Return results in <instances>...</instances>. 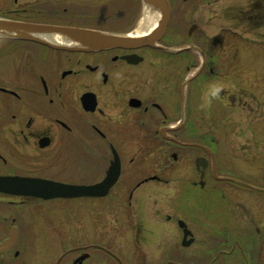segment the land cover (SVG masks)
Here are the masks:
<instances>
[{
    "label": "flooded vegetation",
    "instance_id": "flooded-vegetation-1",
    "mask_svg": "<svg viewBox=\"0 0 264 264\" xmlns=\"http://www.w3.org/2000/svg\"><path fill=\"white\" fill-rule=\"evenodd\" d=\"M185 1L171 0V23L195 25L179 53L161 48L179 44L171 24L157 48L67 51L0 38V244L14 236L0 264H58L71 249L59 264L85 255L80 264H120L78 252L77 209L61 202L71 199L32 194L36 180L99 183L116 153L121 173L105 196L116 200L104 210L129 218L151 188L161 215L151 231L133 223L139 248L124 264H264V0H215L213 35L196 19L210 0ZM142 9L140 0H0V17L120 34ZM226 108L250 113L242 127L230 122L241 150L260 145L252 159L232 164L218 145Z\"/></svg>",
    "mask_w": 264,
    "mask_h": 264
},
{
    "label": "rangeland",
    "instance_id": "rangeland-1",
    "mask_svg": "<svg viewBox=\"0 0 264 264\" xmlns=\"http://www.w3.org/2000/svg\"><path fill=\"white\" fill-rule=\"evenodd\" d=\"M215 0H210L211 4V10L207 11L208 5H205V11H202V9L199 11V13L196 15V19L199 21L200 29L205 30L208 29L210 34H215L219 30V27L222 25L221 20L219 19L220 15V8H217V6H214ZM178 3H186L184 0H180ZM201 3H207L206 0H201ZM206 14L208 16H211V19L208 21L206 18ZM145 17V10L142 9L140 11L139 16L137 17V20L132 27V30H134L138 24V21ZM209 22L210 26H207V23ZM188 23L185 25H175L177 27V31L182 33L178 34L177 37L174 36L173 43H179L177 46L183 47L185 45H182L185 43V35L186 30L188 28ZM184 32V33H183ZM184 34V36H183ZM173 34H170V37ZM229 46L225 50L227 53L231 47L232 43L228 44ZM241 47V46H240ZM249 80L251 79L249 74L246 75ZM229 85V84H228ZM227 89H229V86H227ZM217 104V103H215ZM221 106L223 103L220 104ZM220 106V107H221ZM219 107V108H220ZM214 108V107H213ZM215 109V108H214ZM213 109V110H214ZM226 116L223 118V120L226 119L225 125L226 128L222 130L221 135H217L218 137V145L221 149L225 150L224 152H228L229 154H234L235 157L233 158L232 164L240 163L244 160V158L252 159L259 151H260V145H253L247 146L246 143H243L244 149L241 150L240 146H238L237 142L234 141V126L233 125H241L244 126L248 122L245 120L247 116H250V113L248 112V115L245 113H240V111L235 109L226 108L225 109ZM224 114V113H223ZM240 115L241 117H237V115ZM219 118V123L217 125H224L223 120ZM243 118V120H242ZM233 121V125H231V122ZM231 125L230 127H228ZM196 129L203 128L201 124H195ZM221 127V126H220ZM240 127V128H241ZM246 128V127H243ZM228 132V133H227ZM227 133V134H226ZM234 141L233 143H231ZM240 142V141H239ZM235 152V153H234ZM155 195L153 190L151 188H145L144 190L140 191L137 195L138 197H143L145 199L146 203H137L139 200L137 199L132 204V209L130 212L129 218H123L118 219V216L115 217L109 212L105 211V207L112 205V202H115V198L112 197V195L108 197H103L101 199L99 198H93V197H79L77 199H71L66 201H61L62 206L69 209H77L76 211V218L78 220L77 227H78V246L91 244V243H99V244H107L109 243L111 245L112 250L115 251V254H118L120 258L124 261V263H131V257H133V253L138 250L137 243V237L136 231L131 227L134 222L138 223V228H143V230L151 231L152 228L161 227L157 223V219H160L161 215L158 214V205L156 204V200L154 201L150 197ZM150 198V199H147ZM162 208L164 207V204H160ZM135 209V210H134ZM73 214V213H72ZM121 217V216H120ZM127 219V220H126ZM126 224H130L128 226V232L126 233L127 226ZM74 227V226H73ZM127 234V236H126ZM126 236V238H125ZM142 237L148 238L146 235V231L143 232ZM152 241H154V236H151ZM144 243V241L142 242ZM150 254V260L154 257V251H151ZM97 255V254H96ZM133 264V262H132Z\"/></svg>",
    "mask_w": 264,
    "mask_h": 264
},
{
    "label": "water",
    "instance_id": "water-1",
    "mask_svg": "<svg viewBox=\"0 0 264 264\" xmlns=\"http://www.w3.org/2000/svg\"><path fill=\"white\" fill-rule=\"evenodd\" d=\"M144 3L154 12L159 13L157 27L147 35L140 37L116 35L99 30H91L74 27H60L43 24H33L20 22L10 19L0 18V37L33 40L43 44L50 45L57 49L72 51H100L112 47H137V46H156V43L165 34L171 17V7L169 0H143ZM191 30L189 35L191 34ZM55 38L57 43H50L46 38ZM168 51L177 52L179 50L167 49ZM116 166L110 170L109 178L103 183L93 186H51L35 188V195L45 198L61 197H81V196H101L107 194L110 187L116 181ZM41 183V182H39ZM46 184V183H42ZM49 185V184H46ZM54 185V184H50ZM49 185V186H50ZM9 242L0 244V251L7 248ZM98 246H89L93 248ZM80 250V248H78ZM71 252V251H70ZM64 254L59 262L67 255ZM84 260V258L79 259ZM58 262V263H59Z\"/></svg>",
    "mask_w": 264,
    "mask_h": 264
},
{
    "label": "bare ground",
    "instance_id": "bare-ground-1",
    "mask_svg": "<svg viewBox=\"0 0 264 264\" xmlns=\"http://www.w3.org/2000/svg\"><path fill=\"white\" fill-rule=\"evenodd\" d=\"M159 20V13L156 11L152 12L146 9L145 17L139 20L136 28L130 31V34H125V36L140 37L142 35L148 34L157 24ZM4 38V37H0ZM61 40L59 41V43ZM172 52V51H170Z\"/></svg>",
    "mask_w": 264,
    "mask_h": 264
},
{
    "label": "clouds",
    "instance_id": "clouds-1",
    "mask_svg": "<svg viewBox=\"0 0 264 264\" xmlns=\"http://www.w3.org/2000/svg\"><path fill=\"white\" fill-rule=\"evenodd\" d=\"M217 91H218V89H217Z\"/></svg>",
    "mask_w": 264,
    "mask_h": 264
}]
</instances>
